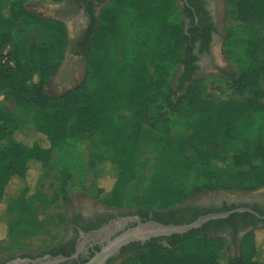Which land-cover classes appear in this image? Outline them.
<instances>
[{"label":"trees","instance_id":"1","mask_svg":"<svg viewBox=\"0 0 264 264\" xmlns=\"http://www.w3.org/2000/svg\"><path fill=\"white\" fill-rule=\"evenodd\" d=\"M31 1L11 0L8 18L0 12V93L22 109L42 110L37 132L29 139L14 115L0 108V203H6V214L19 207L13 197L6 199L10 186L21 184V203L34 201L38 194L30 187L33 174H43L56 151L61 169L52 188L64 205L76 185L87 189L88 164L100 185L116 174L108 194L109 206L116 207L163 210L204 192L264 186V125L256 115L264 112V68L253 58L257 32L252 23L264 18V0H226L236 21L227 29V39L248 40L250 59L235 60L236 71L214 81V90L199 76L197 31L186 33L177 0H112L88 33L82 81L60 95L50 94L47 85L61 68L69 44L67 27L30 10ZM20 25L24 30L16 32ZM38 29L46 35L40 43L27 33ZM203 43L207 48L208 34ZM9 45L13 49L7 53ZM146 126L160 134L161 146L155 170L140 178L135 160L143 152ZM187 128L191 135H180ZM82 142L98 143L105 150L85 162L77 148ZM138 181L131 202H125L127 188ZM66 219L64 212L60 220ZM6 223L9 234L15 227L8 219ZM258 230L245 236L236 257L223 258L220 238L192 230L175 236L170 247L160 244L124 260L264 264V235Z\"/></svg>","mask_w":264,"mask_h":264},{"label":"flooded vegetation","instance_id":"2","mask_svg":"<svg viewBox=\"0 0 264 264\" xmlns=\"http://www.w3.org/2000/svg\"><path fill=\"white\" fill-rule=\"evenodd\" d=\"M110 1L112 0L58 2L53 19L60 20L65 25L71 21L75 27L74 35L69 37L68 44L72 58L85 61L84 53L90 28L94 19L99 18L102 8ZM177 1L186 22V33L189 34L187 30L190 28L197 31L194 54L197 56L195 64L198 65L199 70L205 62L214 61L216 42L219 38H223L224 30L220 24L221 0ZM207 34L209 43L208 47L204 48L203 35ZM73 70H75L73 76L76 77L78 69ZM256 191L204 192L163 210L145 206L116 207L68 203L67 222L62 235L41 246L10 252L0 259V264H84L111 241L141 224L157 222L165 225H181L208 214L226 212H230L229 215L204 222L200 228L194 229V233L224 238L230 247L240 251L246 235L264 228V189ZM242 208L251 211H238ZM191 231L184 234L154 236L145 241H131L110 256L106 264H116L125 257L160 244L170 247V242L175 236H187Z\"/></svg>","mask_w":264,"mask_h":264},{"label":"rangeland","instance_id":"3","mask_svg":"<svg viewBox=\"0 0 264 264\" xmlns=\"http://www.w3.org/2000/svg\"><path fill=\"white\" fill-rule=\"evenodd\" d=\"M10 3L11 0H0V12L6 18L10 15ZM57 5L58 2L32 0L28 4V8L45 18H53L55 16L54 12L58 7ZM220 6V24L224 30L223 38H219L216 42L214 61L205 62L203 67L199 69V76L205 77L209 81L211 90H214L217 86L214 81L236 71L235 60H239L240 58L244 60L250 59V54L247 51L248 40L244 38L227 39V29L234 25L236 21L230 16L231 12L229 11L226 0H221ZM231 6L234 8V3ZM179 18L181 17L178 16V19ZM252 23L257 32V50L253 58L260 67L264 68V18L257 17L252 20ZM22 27L23 26L21 25L17 26L16 32H18V30L23 31L24 29H21ZM66 27L68 38L72 37L75 30L72 22L68 21ZM27 33L31 34L33 38L36 39L34 40L36 43H40L46 37V35H43L41 29L34 30L31 33L29 31ZM12 49L13 46L9 45L5 51L9 53ZM76 68L78 71H76V77H74L73 72H75V70L73 69ZM84 73L85 61L78 58H72L67 46L61 68L56 76L50 80L47 85V91L52 95L63 94L67 90L77 86L82 81ZM261 88L264 91V73L262 76ZM0 108L11 112L16 118L22 131L29 139H32L37 132L36 128L39 118L42 115V110L38 108H31L30 110L22 109L16 105L13 98H10L3 93H0ZM256 115L259 118L260 123L264 125V112ZM191 133L192 131L187 128L180 135L189 137ZM261 133V136L264 138V129ZM142 145L143 152L138 155L135 160L136 170L140 178L151 175L155 170L154 160L158 156L161 146L160 134L146 126ZM77 148L82 157H84L85 162H89L94 154L105 150L102 145L91 142L78 143ZM215 164L225 165V162H215ZM87 166L88 170L84 177V184L91 193L87 189H82L79 185H76L71 191L65 205L62 203L61 199L56 196L52 188L54 177L61 169V160L58 151L54 153L51 165L43 172V174L41 170H37V172L33 174L30 187L34 188V191H37L38 194L34 201L21 203V196L19 194L21 184L15 182L10 186L6 199L13 197L12 200L14 203L16 202L19 207H16L15 210L6 214V203L4 201L0 203V259L10 252L29 247L41 246L62 235L67 219L62 223L60 215L65 212L67 217L68 203H71L72 205L86 203L95 206H100V204L109 206L110 199L108 198V194L113 186L116 174L112 173L109 176V179L102 178L103 180L101 179L102 181L100 185L99 177L95 176L92 172V167L89 164ZM93 169L95 170L96 167ZM98 186H101L102 188L100 193L97 191ZM139 187L140 181L127 188V198L125 202H131V195ZM263 189L264 186L256 189V192ZM7 219L11 225L15 227L9 234L7 231ZM257 233H263L264 235V228H260ZM218 238L221 239L219 241L220 253L223 258H228L230 256L236 257L239 255L240 251L230 247L227 240L221 237ZM261 256L264 257V250L261 252ZM116 264H135V261L133 263H125V260L121 259Z\"/></svg>","mask_w":264,"mask_h":264},{"label":"water","instance_id":"4","mask_svg":"<svg viewBox=\"0 0 264 264\" xmlns=\"http://www.w3.org/2000/svg\"><path fill=\"white\" fill-rule=\"evenodd\" d=\"M244 210L251 211V209L248 208H242L239 209L238 211H244ZM229 213L230 212L208 214L200 217L199 219L191 223L181 224V225H175V224L165 225L157 222L141 224L139 227L129 229L123 235L119 236L114 241H111L91 260H89L84 264H106L110 256L118 252L122 246L126 245L131 241H136V240L145 241L147 239H150L151 237L159 236V235L188 233L191 230L200 228L204 222L210 219L226 217L227 215H229Z\"/></svg>","mask_w":264,"mask_h":264}]
</instances>
